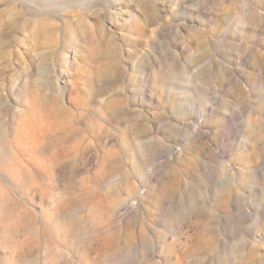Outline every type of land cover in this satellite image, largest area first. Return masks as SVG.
<instances>
[{"label":"rangeland","instance_id":"1","mask_svg":"<svg viewBox=\"0 0 264 264\" xmlns=\"http://www.w3.org/2000/svg\"><path fill=\"white\" fill-rule=\"evenodd\" d=\"M58 3L0 0V264H264V0Z\"/></svg>","mask_w":264,"mask_h":264},{"label":"bare ground","instance_id":"2","mask_svg":"<svg viewBox=\"0 0 264 264\" xmlns=\"http://www.w3.org/2000/svg\"><path fill=\"white\" fill-rule=\"evenodd\" d=\"M38 1H40L41 4L44 5V6H42L44 8H50L51 6L56 7V6H60L61 5V4L58 3V0H38ZM85 1H89V0H79V3H83ZM77 4H78V2L72 3V4H68V5L65 4L63 6L66 8V7H71V6L77 5ZM60 7H62V6H60Z\"/></svg>","mask_w":264,"mask_h":264}]
</instances>
